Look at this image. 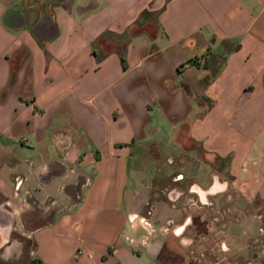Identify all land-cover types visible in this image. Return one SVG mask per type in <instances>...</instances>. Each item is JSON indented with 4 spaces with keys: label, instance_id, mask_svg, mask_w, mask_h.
I'll list each match as a JSON object with an SVG mask.
<instances>
[{
    "label": "crops",
    "instance_id": "0c3cea01",
    "mask_svg": "<svg viewBox=\"0 0 264 264\" xmlns=\"http://www.w3.org/2000/svg\"><path fill=\"white\" fill-rule=\"evenodd\" d=\"M263 199L264 0H0V264H264Z\"/></svg>",
    "mask_w": 264,
    "mask_h": 264
},
{
    "label": "built area",
    "instance_id": "2783aa9c",
    "mask_svg": "<svg viewBox=\"0 0 264 264\" xmlns=\"http://www.w3.org/2000/svg\"><path fill=\"white\" fill-rule=\"evenodd\" d=\"M150 214L151 211H148L146 214L144 215H140V214H133L130 216V220H137L139 221V223L143 226L148 227L149 229H152V223H151V219H150ZM209 229H212L213 226H208ZM229 245L227 244L226 240L224 238H221L218 240L217 242V250L224 254L225 252L229 251ZM248 264H252L251 261L248 262Z\"/></svg>",
    "mask_w": 264,
    "mask_h": 264
},
{
    "label": "rangeland",
    "instance_id": "374dc122",
    "mask_svg": "<svg viewBox=\"0 0 264 264\" xmlns=\"http://www.w3.org/2000/svg\"><path fill=\"white\" fill-rule=\"evenodd\" d=\"M153 24V23H152ZM152 24H148V25H146L144 28H147V30L149 29V28H154V26L152 25ZM259 201H261V202H259ZM257 200V202L258 203H261V204H259V206L257 207V208H259L260 207V209H258L257 211H255L257 214H262L263 216H264V199L263 200ZM258 203H257V205H258ZM261 205V206H260ZM238 213V215L240 216V217H245L247 214H249V213H251L250 211L249 212H247V211H238L237 212ZM252 213H254L253 211H252ZM262 216V218L261 219H256V221H254L255 222V224L252 226V231H254V232H256L257 231V228L260 226V227H264V217ZM218 242V241H217ZM217 248V243H216V245H215V249ZM214 254H216V253H214ZM218 255H220L219 253H218Z\"/></svg>",
    "mask_w": 264,
    "mask_h": 264
},
{
    "label": "trees",
    "instance_id": "16d2710c",
    "mask_svg": "<svg viewBox=\"0 0 264 264\" xmlns=\"http://www.w3.org/2000/svg\"><path fill=\"white\" fill-rule=\"evenodd\" d=\"M195 60H196V58H193V59L187 61L186 63H193ZM121 61H122L123 66H125V59L123 56H121Z\"/></svg>",
    "mask_w": 264,
    "mask_h": 264
}]
</instances>
